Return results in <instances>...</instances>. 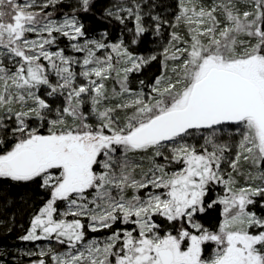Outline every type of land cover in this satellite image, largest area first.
Instances as JSON below:
<instances>
[{
	"label": "snow or ice",
	"instance_id": "snow-or-ice-1",
	"mask_svg": "<svg viewBox=\"0 0 264 264\" xmlns=\"http://www.w3.org/2000/svg\"><path fill=\"white\" fill-rule=\"evenodd\" d=\"M94 7L0 0V184L46 196L18 239L49 244L23 255L264 264V0H112L115 40L89 34ZM217 206L212 231L198 217Z\"/></svg>",
	"mask_w": 264,
	"mask_h": 264
},
{
	"label": "trees",
	"instance_id": "trees-1",
	"mask_svg": "<svg viewBox=\"0 0 264 264\" xmlns=\"http://www.w3.org/2000/svg\"><path fill=\"white\" fill-rule=\"evenodd\" d=\"M111 2L112 0H94L95 7L93 12L87 14V18L82 19V22L89 29V34L94 35L107 29L113 40L119 37V28H113L112 25L102 19L105 8ZM63 3L66 4L65 2ZM164 3L170 4L172 0H164ZM63 11H68V9L65 8ZM168 11H171V9ZM157 50L155 38L150 35L144 39V42L137 49L140 54L145 56ZM159 72L160 62L157 60L145 66L142 73L133 75L132 80L138 82L144 79L150 83L156 75H159ZM132 87L137 88L138 83H133ZM213 197L210 196L209 199ZM45 198L46 196L42 190L33 184H16L14 182L11 184L8 182L0 184V253L8 254L3 256L4 264H25L31 260V257L19 256L17 253L19 246L24 243L18 238L24 234L33 212L38 209ZM221 209V206L210 209L198 219L206 228L215 231L221 219ZM255 210L259 212V209ZM90 236H97V233L90 234Z\"/></svg>",
	"mask_w": 264,
	"mask_h": 264
},
{
	"label": "rangeland",
	"instance_id": "rangeland-1",
	"mask_svg": "<svg viewBox=\"0 0 264 264\" xmlns=\"http://www.w3.org/2000/svg\"><path fill=\"white\" fill-rule=\"evenodd\" d=\"M63 2H65L66 4H68V3H72L73 0H63ZM97 34L98 33H96L94 35L93 34L92 35L90 34V35L91 36H96ZM65 44H66V41H64V40H61L60 41V47H64ZM112 87H113V83H112V81H109L108 82V88L111 89ZM217 194H222V189L221 188H218L217 189ZM213 196H214V194H213ZM221 208H222V206H221ZM221 211H222V209H221ZM104 235H106V234L104 232H102V234L100 235V237H103ZM90 238H91V236H90ZM46 244H49V242H47V241L24 242L22 245L19 246V248L17 250V253L19 254V256L28 257V256L23 255V253L24 252H27L29 250H31L33 252L38 251L39 246H44ZM51 244H52L53 247H57L58 250H61V251L64 250L62 248H59L57 245H55V242L54 241L51 242ZM205 247L207 248L206 251H205V255H207V254H210L211 253L212 249L215 246L213 244H207ZM33 258L34 257H31V259H33ZM25 264H30V261H27Z\"/></svg>",
	"mask_w": 264,
	"mask_h": 264
},
{
	"label": "flooded vegetation",
	"instance_id": "flooded-vegetation-1",
	"mask_svg": "<svg viewBox=\"0 0 264 264\" xmlns=\"http://www.w3.org/2000/svg\"><path fill=\"white\" fill-rule=\"evenodd\" d=\"M100 235H101V232L100 233H97V237H100Z\"/></svg>",
	"mask_w": 264,
	"mask_h": 264
}]
</instances>
